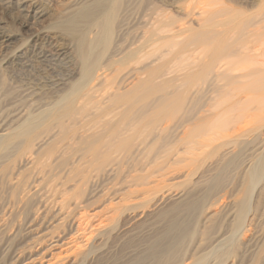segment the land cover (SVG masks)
Masks as SVG:
<instances>
[{"label":"bare ground","instance_id":"obj_1","mask_svg":"<svg viewBox=\"0 0 264 264\" xmlns=\"http://www.w3.org/2000/svg\"><path fill=\"white\" fill-rule=\"evenodd\" d=\"M2 1L27 11L34 6L38 9L40 7V12L42 11V3L39 0ZM137 1L68 0L70 4L68 12L71 15L67 16L63 23L60 22V27H65L75 34L78 33L74 41L81 63V75L71 85L73 97L67 99L59 97L53 102V107L60 105L63 110L71 109L72 104L77 100L76 97L82 98L84 92L89 91L88 87L83 85L84 80L98 78L101 74L94 76V73L98 69H103L105 61L112 64L114 61H123L125 58L138 54V59L135 57L138 68L133 67L132 70L137 72L138 76L126 79L121 85L115 87L109 93V99L112 105L122 102L120 106L124 105L128 107L126 108L128 110L131 105L138 103L139 123L144 124L141 128L156 130L145 132V135L150 138L147 141H140L143 151H148L149 143L151 145L160 140L174 141L175 145L171 150L174 155L173 162L178 166L175 171L183 168L186 170L175 173V177L171 176L173 179H182L184 176L186 181V178L193 176L194 170L201 168L198 162L202 165L206 161L203 158L207 155L223 160L227 154H234V149L244 141L256 142L255 144L252 142L255 146L252 156L239 168L240 177L247 178L246 182L251 192L247 198V211L242 215V221L240 220L233 236L236 235L237 240L241 238L244 240L245 227L253 225L256 213L259 211V204L264 201V165H262L264 156V9L250 13H247L248 9H246L248 4L251 8L260 0H200L199 2L195 0L198 5L196 2L195 5L192 2L184 3L187 0H170V2L167 0L169 3H165V0ZM228 2L232 5H228ZM243 5H245L244 8L238 7ZM137 7L138 9L142 7L141 18L142 16L147 18L143 20H145L148 35L144 33L146 31L144 30L143 33L146 36L141 38L143 41L139 42L138 48L132 49L128 45L121 46L123 40L120 39H125V26L127 28V23ZM37 12L36 9L33 14ZM174 15L180 19L175 20ZM224 16L227 18L220 19ZM79 27H85V30H78ZM115 28L125 33H119L120 39L115 40L118 36ZM93 29L94 36L87 37V32L90 33ZM251 38L259 40L263 46L248 45L247 43L252 41ZM119 40L118 47L115 46L117 49H110V45ZM99 47L102 48L99 49ZM206 94H208L206 96L208 106L205 104V109L201 108L202 105L195 107L197 101L195 96ZM41 111L43 110L36 113L31 111L27 116L25 113L20 114L15 119L16 123L4 124L0 127V160L5 158L9 161L15 153V156L19 157H13L8 166L9 170L1 161L4 167L0 168V183L6 189H12L13 197L16 198H11L14 204L20 202L23 205V209L17 214L13 209L7 211V214L0 210V264H86L83 248L92 249L99 245V242L95 244V240L97 236L108 231L110 219L115 220L111 226L116 231L130 233L137 226L138 219L144 215L142 211H138L140 207L150 202L151 206H159L165 200L167 201V196L171 192L169 189L163 191L157 189V185L160 184L152 178V173L140 176L124 175L123 179L120 177L121 180H118L122 183L117 187L103 185L99 187L100 183L97 180L100 179L101 174L91 173L88 170L87 172L74 171V166L58 175L55 178L57 180L55 184L46 186L45 190L40 191L45 181L44 175L40 171L31 174L20 171L35 163L37 165L34 155L37 156L38 150H32L30 145L28 155L24 153L19 156L20 153L17 155V152L22 148H18V145H23L31 133L37 134L39 125L34 121ZM66 113V110L59 112V118ZM150 116L153 120H157L156 125L149 120ZM177 117L178 120H175ZM166 120L174 121L170 131H166L163 135L168 126H160ZM61 121L64 120L61 119ZM60 124L62 125L61 122ZM60 124L51 125L49 132L45 129L41 142L37 141L44 146H42L43 149L51 147L53 143L55 145L54 140L58 138H60L59 141L61 140L62 137L58 135L62 128ZM134 125L135 123H132V126ZM54 128H57V131L52 132ZM90 129V126H82L76 136L69 137L72 142L68 146L76 142L79 145L82 144L81 150L84 154L89 151L97 152L98 150L94 147H89V143L94 142V134ZM40 130L38 129L39 133ZM126 132L127 128L119 133L114 127L109 130L107 142H113V146L116 144L118 152H127L132 146L138 147L136 134L126 135ZM33 134L31 135L34 136ZM16 148H18L17 152ZM227 149L230 150L225 152ZM84 154L78 160V166L85 159ZM230 164L231 162L223 166ZM222 175L224 176V173L204 179L201 174L193 181L194 186L191 190L182 191L180 195L175 194L176 201L185 197L188 199L190 195H194L196 186L199 194H195L200 197L195 203L197 205L206 203L209 207L210 205L223 207L227 202L235 203L236 198L231 199L232 193L226 190L228 184ZM181 183L183 182L179 184ZM171 184L173 185V182ZM242 184L244 188V182ZM184 204L187 203L174 204L162 212L177 207L175 205L184 206ZM110 211H112L111 216L104 215ZM248 211L253 214L250 215ZM248 215L250 217H247ZM16 216H18L17 219ZM84 223L90 226L85 227ZM174 226L177 227L175 224ZM168 230L171 232L170 229ZM262 234L259 235L255 231L254 234L248 235L250 247L264 242V232ZM224 239L223 236L215 238L214 243H216H210L207 255L220 247ZM173 248L171 247L170 250L168 247L170 251ZM159 249L161 248L158 247L157 250ZM152 251V247H149L148 252L152 254ZM143 252L146 254L145 251ZM163 252L160 254H164ZM152 258L154 259L153 256ZM160 258L161 256H159V262L155 264H190L186 261V257L183 256L180 259L175 252L168 251V254ZM79 259L82 260L79 261ZM148 261L150 262V259Z\"/></svg>","mask_w":264,"mask_h":264},{"label":"rangeland","instance_id":"obj_2","mask_svg":"<svg viewBox=\"0 0 264 264\" xmlns=\"http://www.w3.org/2000/svg\"><path fill=\"white\" fill-rule=\"evenodd\" d=\"M39 1L42 3L41 12L40 7L38 9L34 5V7L28 8L29 11H27L20 7H16L12 3L9 4L0 0V127L4 124L16 123L17 121L15 119L20 114L25 113L27 116L31 111L36 113L39 110H43L38 113L34 121V123L40 126L41 130L38 126L40 133L37 129V134L31 133L34 136L30 134V137L27 138L23 145H18V148L22 147L21 149L16 148V152L18 149L17 155L20 153L19 156H21V154L24 155V153L28 155L27 151L31 146L32 150H38L39 153L37 156L36 154L34 155L37 165L35 163L33 166L30 165L31 167H26L27 170L21 169L20 171H24L25 174H31L32 172L39 173L36 171H40L45 179L43 185H41L40 191L45 190L46 186L55 184L57 181L55 178L58 175L63 174V172L74 166V171L82 170L87 172L88 170V172L91 171V173L97 172V174H101L100 179L97 180V182L100 183L99 187H102V185L104 187H117L122 183L118 180L120 177L123 179L124 175L140 176L152 173V178L156 183L160 184L157 185V189L161 191L169 189L171 192V194L167 196L168 199L166 198L167 201L165 200L159 206H151V202L147 205L145 203L146 206H141L138 211H142L144 215L138 219L137 226L134 231L132 230L130 233L125 231L119 233L118 230L116 231L114 227L111 226L115 220L110 219V228L106 231L107 233L104 232L105 234L103 233L97 236L95 240V244L99 242V245L92 249L83 248V258L87 261L86 264H148L147 262H149V259V264H155L159 262V256L163 258L166 253L168 254V251L172 253L175 252L180 259L183 258V256L184 258L186 257V261L190 264L193 262H195L193 264H264V242L257 243V246L254 245L253 247H250L248 243V235L254 234L255 231L257 234L263 235L264 201L261 203L263 205L259 204V211L255 216L256 222L254 221L253 225L250 224L252 226L245 227L244 240L243 238L237 240L238 237H236V235L233 236L234 230L240 223V220L242 221V215L247 211V198L251 192V188L248 186V182H246L247 178L245 177L242 179L240 177L239 168L252 156L253 149L255 148L254 144L256 142L244 141L243 144H239L234 149V154H227L223 160H217L215 157H209V155H207L203 158L206 160L202 163L203 166L198 162V166L201 168L194 170L193 176L186 178V181L184 176L182 179H173L171 176L175 177V173H182L186 170V168H183L177 172L175 171L178 166L173 162L174 155L171 150L175 145L174 141L171 140L168 142L160 140L151 145L149 143L148 151H143L140 141H147L150 137L146 136L145 132H149L152 129L141 128L144 124L139 123L138 103L131 105L128 110L126 109L128 107L124 105L120 106L122 102H117L112 105L109 99V93L112 92L115 87L121 85L126 79L138 76L137 72L132 71L133 67L138 68V61H136V58L138 59V54L125 58L123 61H114L112 64L110 62L107 63V61L104 63L102 62L104 64L103 69H101L103 72L99 69L96 71L95 68L94 70L96 72H93L94 76L98 73L101 75L93 80L89 78L84 80L83 85L87 86L89 91L84 92L82 98L81 96H77L80 99L76 97L77 100H75L76 102L74 101V105L72 104L71 109L63 110L60 105L56 106V108L53 107V102L59 97L65 99L73 97L71 85L80 78L81 63L76 53L77 48L75 47L74 41L78 33L75 34L74 32L68 31L63 26V28L60 27L63 20L71 15V13L68 12V8L70 7L68 0ZM165 1V3L170 2V0L169 2H167V0ZM197 1L199 2L200 0ZM197 1L187 0L184 3L190 4L192 2L193 5H195L196 2V5H198ZM137 2L140 1L138 0ZM228 5H232L231 2H228ZM254 5L255 6L251 8L249 4L246 6V9H248L247 13L263 10L264 0H260ZM244 6L245 5L238 7L244 8ZM36 9L40 14H38V12L35 13V15L33 14ZM141 15H143L142 7L139 9L137 7L131 15L128 21L129 23H127V28L125 26L126 34L123 30L119 32L120 30L115 28V31H117L115 33L118 35L116 36L117 38L115 37V40L121 38L120 34H125V39H120L121 41L123 40V43L120 44L121 46L128 45L132 49H136L139 46V42L141 43L143 41L141 38L146 36V34L148 35V33H146L147 27L145 26V20H143L146 17L142 16L141 18ZM173 17L175 20L180 19L175 15ZM226 18L227 17L224 16L220 19ZM80 29L85 30V27H79L78 30ZM93 30L90 31V33L87 32L86 36H94L95 30ZM143 31L146 34H144ZM251 39L252 41H249L247 43L248 45L252 47L263 46L259 40L255 38ZM120 40L116 43L113 42L114 46L111 44L110 49L118 47L117 43H120ZM100 48L102 47H99V49ZM85 89L87 90L86 87ZM87 93L89 94L87 95ZM133 95H135V93ZM206 96H208V94L195 96V100H197L195 107L202 105L201 108L205 109L207 105ZM65 110L67 113L64 114L62 118H59V112ZM61 119L64 121L62 122ZM149 120H152L154 125L158 123L157 120H153L151 116ZM175 120H178V117ZM173 121L166 120L162 122L160 127L164 125L168 126L163 132V135L166 131H170ZM132 123H135V125L132 126ZM58 124L62 127L58 132V135L62 137L61 140L59 141L60 138H58L56 141L54 140V142H56L55 145L53 143L51 147L43 149V145L38 142H41L40 139L42 140L41 137H43L46 130L49 132L51 125L57 126ZM82 126L91 127L90 130L94 134V142L91 144L89 143V147H94L98 150L97 152L93 153L89 151L84 154L81 150L82 144L79 145L76 142L71 143L70 147L68 146L69 143L72 142L70 138L76 136ZM111 127H114L118 133L121 130H125V128H127L126 135L135 133L138 147L134 148V146H132L127 152H118V150H116V144L113 146V142H107V140H109L108 135ZM53 131H57V128L52 129V132ZM152 131L156 130L154 129ZM91 140L93 141V139ZM252 142L254 144H252ZM136 149H138V151H136ZM229 150L230 149H227L225 152ZM83 154L85 157L83 160L84 162L81 161V165L78 166V160ZM15 155L16 153L11 156L12 159ZM15 158L19 157L15 156ZM12 159L9 158V161L5 158L1 159L0 163H2V165L0 164V168L2 169V166L4 167V162V164H6V169L9 170L10 168L8 166H10V161ZM92 160H94V162L91 163ZM229 162H231L230 165L223 166ZM262 165H264V156L262 158ZM232 167L234 168L232 169ZM171 171L175 172L172 173ZM214 173H224V176H222L228 184L226 190L232 193L231 199L233 197L236 198L235 203L227 202L225 204L226 206L223 207H211V205L209 207V204L206 203L197 205L195 203L200 197L197 196L199 194L197 191L199 190L196 186L194 187L196 191L193 192L195 196L188 195V199L185 197L182 200L179 199V201H176L175 194L180 195L182 191L186 190L185 192H187L189 189L191 190L194 186L193 181L201 174L204 176V179H206L208 177L210 178L211 175H215ZM234 174H236V177H234ZM181 181L183 183L179 184ZM172 182L174 186L171 184ZM243 182L245 184L244 188ZM195 193H197V195ZM13 195L14 192L11 188L6 189L4 186H2V188L0 187V210L2 213L7 214V211L13 209L17 214L23 209V205L20 204V202L13 203L11 198L16 199ZM189 200L191 201L190 203ZM182 202L187 204H184V206L175 205L177 207H173L174 209L169 208V210L162 212V210H166L168 207ZM217 210L218 212H216ZM251 211L248 212L251 213ZM110 214L112 215V211L104 215L109 216ZM252 214L253 213L250 215ZM250 215L247 217H250ZM234 216L235 219L233 220ZM17 218L18 216H16V219ZM174 224L177 225V227H175ZM83 225L85 227L90 226L85 223ZM168 229H170L171 232H169ZM160 230L163 231L161 232ZM154 233L156 234L157 240ZM171 233L173 235H171ZM160 234L161 237L159 236ZM163 235L167 242L163 239ZM219 236L225 237L220 247L207 255L210 249L208 246L210 243L215 244V238H219ZM151 241L153 243H151ZM242 242H244L243 244L245 246ZM160 243H164L163 245H165V247ZM171 244L172 246H170ZM134 246L135 248H133ZM146 247L147 249H145ZM149 247L153 249L152 254L148 252ZM158 247L161 249L157 250ZM168 247L170 250L171 247L174 248L170 251ZM143 251H145L146 254ZM160 252L164 254L161 255ZM87 254L88 256H86ZM144 254L146 255L145 257ZM136 256L137 258H135ZM80 260L82 259H79V261Z\"/></svg>","mask_w":264,"mask_h":264}]
</instances>
